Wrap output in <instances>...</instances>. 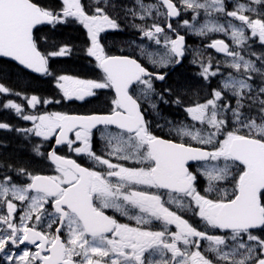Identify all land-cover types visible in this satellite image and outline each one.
I'll return each instance as SVG.
<instances>
[{"label":"snow or ice","instance_id":"1","mask_svg":"<svg viewBox=\"0 0 264 264\" xmlns=\"http://www.w3.org/2000/svg\"><path fill=\"white\" fill-rule=\"evenodd\" d=\"M0 113V264H264V0H0Z\"/></svg>","mask_w":264,"mask_h":264},{"label":"trees","instance_id":"2","mask_svg":"<svg viewBox=\"0 0 264 264\" xmlns=\"http://www.w3.org/2000/svg\"><path fill=\"white\" fill-rule=\"evenodd\" d=\"M0 119H11V120H14L15 121V117H13V116H11L9 114H4V113H0ZM21 123H23V122H21ZM0 138H2V137H0Z\"/></svg>","mask_w":264,"mask_h":264},{"label":"flooded vegetation","instance_id":"3","mask_svg":"<svg viewBox=\"0 0 264 264\" xmlns=\"http://www.w3.org/2000/svg\"><path fill=\"white\" fill-rule=\"evenodd\" d=\"M190 42H195V39L191 40Z\"/></svg>","mask_w":264,"mask_h":264}]
</instances>
